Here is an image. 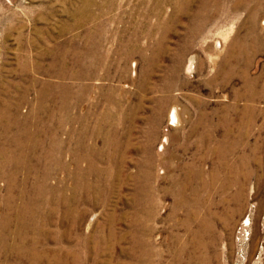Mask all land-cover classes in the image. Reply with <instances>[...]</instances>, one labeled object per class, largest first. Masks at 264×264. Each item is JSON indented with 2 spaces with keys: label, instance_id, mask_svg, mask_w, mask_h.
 Listing matches in <instances>:
<instances>
[{
  "label": "rangeland",
  "instance_id": "374dc122",
  "mask_svg": "<svg viewBox=\"0 0 264 264\" xmlns=\"http://www.w3.org/2000/svg\"><path fill=\"white\" fill-rule=\"evenodd\" d=\"M188 1L175 16L185 0H0V226L9 224L0 264H138L141 252L150 264H264V0ZM83 11L95 20L75 26ZM127 43L134 54L111 63V78L57 76L60 61L98 51L109 62ZM84 85L74 113L71 87ZM73 114L90 141L77 150ZM98 127L121 170L111 192L73 200L75 153L99 151L107 167L105 142L91 137ZM233 170L251 175L237 200ZM175 179L186 183L184 207ZM201 182L211 185L210 219L194 212ZM5 194L19 197L11 210L41 209L42 220L21 231ZM17 233L34 240L35 262Z\"/></svg>",
  "mask_w": 264,
  "mask_h": 264
},
{
  "label": "bare ground",
  "instance_id": "6f19581e",
  "mask_svg": "<svg viewBox=\"0 0 264 264\" xmlns=\"http://www.w3.org/2000/svg\"><path fill=\"white\" fill-rule=\"evenodd\" d=\"M85 7H87V4L85 5ZM186 7H190V1H188V0H185L183 9L182 8L180 9L179 8V5L178 4H175V9L176 10H175L174 15L176 16L182 10H184V12H186L188 10ZM158 8H159V5H158ZM158 8H157L156 15L158 14V17L161 18L162 13L160 11H158ZM89 14L91 16L92 15V12H90ZM93 20H95V16L93 18L90 17V19H88V15L83 11L78 16L77 21H75V26L77 25L78 27H80V26H82L84 24H87L89 21H93ZM170 20L171 19H168L167 22H170ZM165 27H167V26H165ZM96 46H97L96 48H98L99 47V44H96ZM133 54H134V48L131 47L130 45H128V43L126 44V46H125V44L123 45V47H122V49H121V51L119 53L118 58L115 59V55H112L113 60H109V62L106 61V59L109 58L108 57L109 56V53L100 54L98 51H90L88 53H80L79 55H81L83 58L78 59V57H79L78 56L74 61H69V62H66V63H61V61H60L59 64H58L59 66H58V69H57L58 70L57 71L58 72L57 76L58 77H67V78H69L71 80H75V81H77L79 83L84 82V81H88V80H100V79H104V78H111L110 71H109L110 70V67H111V63H114L116 65L117 64H119V65L120 64H124L125 65L126 61H128L133 56ZM153 69L151 68V70H153ZM98 71L101 72L102 74H99ZM248 73H249V71H248ZM244 80H246V79H244ZM254 80H255V78H254ZM247 83L250 84V86L253 84V83H251V81L250 82L247 81ZM87 88H88V86H85V85L84 86H81L78 90L75 89L74 87H71V91H70L71 96H70V102H69V109H72L74 113H76L77 109H80L82 107V105H83V104H81L82 101L88 100V97H87L88 94H87V90H86ZM89 92H90V89H89ZM257 96H259V97H261V98L264 99V85H262L260 91L257 92ZM112 103H113L112 108L113 107H116V104L114 102H112ZM77 116L75 114H73V118H72L73 123L72 124L73 125L75 124V125H74V128H73L74 129L73 130L74 133H73L72 138H71V140L73 142V145L75 146V149L76 150H77V148L79 146L84 147V145H86L85 143H87V141H89L88 140L89 139V136L86 135L87 133L84 134L86 131H88L87 130V127L84 126L83 124H81L80 119ZM104 120L106 122V115H105ZM79 124L82 125V130H83V133L82 134H79L78 133L79 130H78V127L77 126ZM168 124H169V126H172V127H177L178 126L179 121H178V116H177L176 110H172L171 113L169 114V123ZM101 128H103V127H98L95 130H93L91 137L93 139H95V140L97 138L98 139L101 138L105 142L104 144H106L107 151H109L108 152V155L110 157V159H109V157H107V161H108V163L106 164L107 167L105 169L102 168L101 162L95 160V157L96 156H98L99 159H101L100 156H103V155H98L99 154V151H94L92 154L82 153L81 154L82 157L79 156L80 155L79 153L78 154L75 153V158L73 157L74 160L72 159V161H74V162H73V165L71 167L72 168V172H71V176H72V187H73V190H74V195H73V198H72L73 200H77L78 198L81 199V200H83L84 196H88V195L91 196L92 195L91 196V200H94L95 201V200H97V198H101V195L103 194V192L105 194V192L110 191L112 189V186L114 187V184H113L114 181H115V183L117 181L118 172L121 170L122 162L121 161H118V160H115V161L114 160H111L112 156H114L115 153H116L115 150L110 149V144H111V142H113V137L108 136V135L105 134V128H104V131L103 132L100 131ZM186 138H189V137H186ZM165 140H167V139L164 138L163 141L166 142ZM159 149L161 150V148H159ZM88 151L91 152L90 149ZM8 164H10V163H7V165ZM233 172L234 173H232V176L230 178V181L227 183V187L229 189H230V187H233L234 189H237L239 191V193L236 194V196H235V199L237 200V199H239L241 197V195H243L242 192H240V191L241 190L243 191V187L245 186V184L247 183V181H248L249 177H251V175H249V173H248L245 176L244 175H240V174H238V175L235 176V171L233 170ZM160 174H162V172H160ZM195 174H197V173L195 172L192 175L195 176ZM185 179H187V178H185ZM137 180H143V181L145 180V186L148 188L149 185H150V181L152 179H151V176L150 175L142 174V176L138 177ZM179 180L180 179H175L172 182L173 185L172 184L171 185L175 189V191L177 192L176 193L177 196L180 198V201H179L180 202V205L182 207H184L186 205L185 198H184V189H185V184L186 183L180 184L181 182H179ZM187 183H193V181H187ZM210 186H211L210 185V182H201V193H200V196L199 197L196 196V198H195V209H194V212H196V214L198 215V213L201 212V208H203V210H205V212H204L205 216H209V219L212 218L213 217V214H214V213L212 214V211H211V207L213 206V204H211L210 202H208L206 204V200H205V196L210 197ZM142 187H144V186H142ZM227 187L225 186L224 187V190H227ZM13 189H14V187L12 186V190ZM142 190H144V189H142ZM162 192L163 193H166L164 189H162ZM82 194L84 195L83 198H82ZM6 196L7 197H5V199H3L2 197L1 198H2V200L5 201L4 203H6L8 205V207H9V209L11 211V212H9L10 217L13 218L14 215H16L14 219L15 220H20L19 222L21 224L16 225V226H19L20 230H21V226L23 224L24 225L25 224H29L30 225V223L31 224H35L38 220H42V216L39 217V213H40V210L41 209L39 211H36L35 212V211L31 210L30 208H27L26 207V209H25L24 207L21 208V206H20V210H18V212H16V210H14L15 208L13 210H11V208L14 206V204H16V200L19 197H18V195L17 196H12V194H8ZM44 199H45V202H41V203H43L45 205L48 204V201L50 199L48 197H46V196L44 197ZM0 201H1V199H0ZM236 202H239V201H236ZM16 206L18 207V204H16ZM40 206L42 208V204H40ZM28 207H31V205H28ZM42 211H43V209H42ZM47 215H49V214H47ZM72 216H74L73 213H72ZM190 219H192V218H190ZM6 220H9V218H6L3 221H6ZM203 222H204V224H206L208 222L207 224H210L211 225V223L209 222L208 219H204L202 221V223ZM40 223L42 224L43 222H40ZM22 228H23V226H22ZM22 230H24V229H22ZM207 230H209V229H207ZM7 231H9V224H2L0 226V234L7 235V233H6ZM25 233H26V231H25ZM24 236H23V234H18L19 243H18L17 248L19 247L20 248L19 251L22 254L24 252V254L28 256L29 261L33 263L37 259V257H35V255H37V253L35 251V245L36 244L33 242L34 240H32V239H31L32 241L30 243H26V239L27 238H25ZM21 248H23L24 250H22ZM147 255H149V254L144 253V252H141L140 256L137 259V263L138 264H150L149 262H147V260L145 258ZM244 256H246V255H244ZM23 258H25V256ZM262 258H264V254H262ZM247 259L249 260V256L247 257ZM17 260L18 261H22L23 259H17ZM258 264H262V260H260Z\"/></svg>",
  "mask_w": 264,
  "mask_h": 264
}]
</instances>
